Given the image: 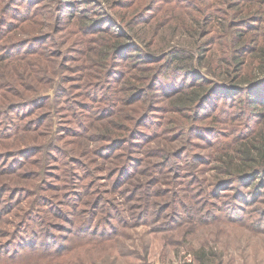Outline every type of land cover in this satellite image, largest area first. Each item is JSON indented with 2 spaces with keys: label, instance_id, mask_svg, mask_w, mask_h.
<instances>
[{
  "label": "trees",
  "instance_id": "trees-1",
  "mask_svg": "<svg viewBox=\"0 0 264 264\" xmlns=\"http://www.w3.org/2000/svg\"><path fill=\"white\" fill-rule=\"evenodd\" d=\"M34 1L17 0L16 4H24L25 9L22 11H25L26 15L22 17L20 10L15 9V11H9L10 16L21 21L30 19L28 15L35 16L37 7L34 9L33 7L35 4H39L41 0H36L33 4ZM49 1L54 4L50 10L52 14H55L54 19L58 10L59 13H66L71 19L78 17L75 1ZM82 1L87 4L81 8L84 9V14H81L82 27H86L88 30L91 28L90 32L92 30H106L105 27H98V22L103 21L102 24L110 26V29L117 32L112 36L113 39L118 37L115 41L104 43L98 48L96 51L98 62L94 66L101 71L104 70L105 74L111 71L110 75L116 78V82H119L120 78L125 76L124 72L117 70L118 64L111 63L113 66H107V64L111 58L117 60L125 57V66L140 68L142 77L146 75L143 77L145 81H141V76L134 75L135 81L145 83V87L142 88V91L138 88L133 90V94L129 96L127 102H136L139 96L147 90L155 92L160 89L161 93L167 97L166 106L160 107L162 114L172 111L184 118L193 116L192 125L188 127L189 131L192 128L210 130L214 127L202 126L197 122V119L200 118L199 116L211 98L221 95L222 98H227V101L234 99L237 102L239 100L238 102L243 104L241 110H244L249 120L256 121L259 125L257 127L249 126L248 130L241 132L237 138L220 143L217 151L221 154L216 158L219 164L217 171L220 175H217L215 181L208 185L204 184L206 178L202 175V169H197V166L189 181L186 183L180 181V187L161 189L158 188L161 179L155 174L152 176V180L138 183L141 175H148L149 170L147 162L136 157L138 152L146 149L151 140L160 135L158 133L155 136L141 134L140 130V126L146 122L145 119L150 118L154 110L157 111V105L154 104L155 106H153L152 102L148 114L136 123L135 128L132 127L130 130L125 125L126 133H114L112 130L118 128V120L122 119V109L118 103L121 99L119 98V100L113 92L110 95L102 93L95 99L96 102L104 103L103 106H98L96 111H92L93 106L89 108L93 114L84 115L85 119L82 118L83 115L78 114L79 121L76 123L79 124V128L76 129L79 130L78 132L71 129L72 126L66 127L70 130L69 135L76 136L79 141H89L91 147L86 152L79 154L82 157L69 152L63 153L59 143L52 140L55 138L50 139L48 145L31 143L18 151L1 152L0 149V181H3L7 174L21 178L25 164L22 166L21 163H16L15 159L8 161L11 156L14 157L18 152L33 149L42 152L46 148L53 152L55 149L58 151V159L61 156L66 158L60 165L67 167L65 173L56 175L59 182H67L56 185L55 188L59 192V197L56 200L46 193L39 194L27 186L18 188L10 185L8 181L0 183V236L11 235V239L4 243L0 242V263L11 264L17 262L18 259L24 261L36 256L37 252H40L38 256L43 254L66 255L79 242L95 243L113 237L120 232L121 226L124 227L129 224L131 218H135L137 223L153 222V224L165 229L176 225L181 226L184 223H189V220L195 219L199 223H206V221L217 219L215 211L214 213H211L210 210L201 211V207L206 203L212 204V199H208L211 197L220 198L223 204L222 206L219 205L217 210L222 211L224 208H228V214H234L232 208L239 209L242 211V217L246 220L249 211L244 204L259 203L263 199L264 0H199L201 4H205L204 7L198 5V0H193L187 5L195 10L198 15H191V23L185 17L182 18V12L176 13L177 10L184 8L182 0H161L157 7L154 6V0L143 4H140L139 0ZM171 1L174 3L168 6L167 2ZM142 5L143 7L138 10ZM218 6H223L225 10L221 9L222 7L218 9ZM117 7H123L126 10L119 17L112 11V8ZM147 9L154 12L150 18L144 14ZM96 12L99 13L101 19H96L90 15V13L98 14ZM222 17L229 18L226 19L228 25L224 23L222 29L218 30L215 25L218 19ZM134 18L135 21H133ZM150 20H156L153 27L155 32L158 28L160 29L159 32L167 28L171 29V39L165 38V44L161 45L159 49L152 48L153 45L155 46V39L151 37V31L146 27L147 24L152 23L149 22ZM172 20H176L175 23L168 24ZM195 22V27H193L192 23ZM10 24L15 25V23ZM209 24L212 25L211 29H214V33L211 29L206 31ZM155 32L152 36H155ZM184 33L191 34L195 43L187 45L176 41L175 38L181 37ZM206 37H209L210 46L207 48L209 51H206V41L202 43ZM219 38H224V41H219ZM35 41H42L41 35L21 39L11 45L0 47V70L3 64L6 65V60L9 62L7 64L14 63V66L21 64L25 68L28 66L30 73L37 71L40 74L43 66L40 64V61L43 60L40 59L46 58L44 57L46 56L45 52H40L41 57L35 59L32 58L34 56L29 57L30 54L25 53L29 44ZM126 50L131 52L123 53ZM147 64L148 67H146ZM113 67L115 68L114 71ZM26 69L21 71L25 73ZM2 80L0 79V83ZM21 85L25 87V85ZM6 87L10 90L18 88L11 83L0 84V90ZM120 91L122 92L123 89H119ZM62 92L66 93V90ZM238 94H240L239 97ZM35 96L28 103L14 102V110L21 109V105L26 103L29 108L34 101L49 99L50 95L41 93ZM71 100H73L72 96H69L68 101L71 106H74V101ZM221 100L224 101V99ZM219 104L220 101L215 104L214 111L218 109ZM153 107L154 109H152ZM222 111H216L212 117L217 119ZM19 114L18 112L15 117L7 119L11 120L7 122L11 125H5L0 129V147L4 142L19 136L20 125L16 123L21 116ZM42 117L43 115L30 119L25 125V129L32 130L34 124L37 128V125L41 124L40 122L46 120ZM67 120L71 121L70 118ZM96 120L97 123L101 121L99 128L102 129L94 132ZM157 124L160 126L163 124L172 125L169 127L170 132L173 130L179 132L180 130L179 134H181L186 131L184 123L168 120L165 117ZM13 128L18 131L13 132L11 130ZM6 132L10 133L2 136ZM74 142L78 141L75 140ZM210 143L213 148L218 145L217 142L210 141ZM186 148L185 145L178 149L179 152H177L178 150L172 152L170 147H163L153 153L152 156L161 158V161L155 164L160 168L159 174L165 175L167 165L176 164L178 165L175 168L178 171L177 176L181 177L183 168L177 160H179L180 155L184 154ZM85 158L93 161V168ZM200 161H205V157L200 158ZM70 164L72 165L70 166ZM81 168H84L83 175H77L73 170H80ZM102 172L104 175L100 174ZM89 178L93 179L89 182L86 181ZM103 179L112 180V186L107 187L102 184ZM96 181L98 190L95 188ZM236 183L239 186L233 187L235 192L229 193L231 186ZM197 184L200 186L193 187ZM53 185L42 182L39 186L43 188ZM214 186L216 189L212 192ZM102 189L103 191H101ZM171 190L173 197L169 199L166 196ZM116 193L124 198L126 206L112 205L115 202L113 201L114 196L111 199L107 195ZM30 196L35 198L31 199ZM192 198L193 204L188 205L187 201ZM40 200H42L41 204L44 203L45 205L42 211L37 208V203ZM199 202H202L201 207L198 206ZM107 203H111V205H107ZM107 206H114L113 210L115 211ZM126 213L131 215H127V217L125 216ZM263 215L264 211H262ZM229 217H233V215ZM260 219L256 226L259 225L260 228L264 229L262 225L264 217ZM6 225L13 226V230L7 229ZM196 257L200 264H212L207 260L206 254H197Z\"/></svg>",
  "mask_w": 264,
  "mask_h": 264
},
{
  "label": "rangeland",
  "instance_id": "rangeland-1",
  "mask_svg": "<svg viewBox=\"0 0 264 264\" xmlns=\"http://www.w3.org/2000/svg\"><path fill=\"white\" fill-rule=\"evenodd\" d=\"M16 1L17 0H0V47L11 45L21 39L33 38L36 35H41L42 41H35L29 44L28 50L30 52L26 50L25 53L30 54L29 57L34 56L32 58L35 59L41 55L40 52H45L46 56L44 57L46 58L40 59L43 60L40 61V64L43 65L40 74H38L39 72L37 71L30 73L28 66L26 69L21 64H15L16 66H14V63L7 64L9 62L6 60V65L3 64L0 70V79H3L0 84L11 83L18 87L13 90L7 87L0 90V110H2L0 111V129L5 125H11L7 123L11 120L7 119L15 117L18 112L21 114L20 118L23 117L21 119L19 118L16 122L20 125L19 136L4 142L0 147L2 150L1 152H6L8 150L18 151L19 149L29 146L28 144L31 143L48 145L51 141L50 139L55 138L52 140L59 143L63 153L66 154L69 152L73 155L82 157L79 154L84 151L86 152V150L91 147L89 141H79L76 136L69 135L70 130L66 127L72 126L73 128L71 129L78 132L79 130H76L79 128V124H76L79 121L78 114L83 115L82 118L85 119L84 115L91 113L89 108L93 106L92 111H96L98 106H103L104 104L96 102L95 97L102 95V93L110 95L113 92L118 99H121H119L120 102L118 103L122 109V119L118 120V128L116 127L112 130L114 133H126L127 131L124 128L125 125L128 126L130 130L132 127L135 128L136 123L144 119V115L148 114L152 102L153 106L157 105V111L154 110L152 116L145 119L146 122H143L145 124L140 126L141 134L145 133L146 135L151 134L155 136L158 133L160 135L151 140L144 151L136 154V157L144 159L145 162H147L149 170L148 175H141L138 183L152 180L151 178L155 174L161 179L158 188L176 189L181 186L180 181H185L186 183L192 178L191 174L197 166V169H202V175L206 178L204 184L208 185L210 182L215 181L214 179L217 175H220L217 171V166L219 164L216 161V158L221 154L217 151L220 143H225L233 138H237L241 132H246L249 126L257 127L259 125L256 121L249 120L244 110H241L243 104H240V102H238L239 100H237V102H235L234 99L227 101V98H222L221 95L214 96L211 100L209 99L210 101L208 100L209 102L205 109H203L201 116H199L200 118L197 119V122L202 126L209 125L214 127L210 128V130L192 128L191 131H189L188 127L192 125L193 116L184 118L180 114L172 111L162 114L160 112L162 108L160 107L166 106L167 97L161 93L160 89L155 92L147 90L139 96L136 102H127L129 96L133 94V90L135 91V89L138 88L142 91V88L145 87V83H140V81H135L134 79V75L142 77L141 69L125 66V57L117 60L111 58L107 66L112 65L111 63L114 65L118 64L117 70L119 72L123 71L125 74L122 79L120 78L119 82H116V78L110 75L111 71L105 74L104 70L101 71L94 66L98 62V56L96 54L98 48L104 43L115 41L118 37H114L115 39H113L112 36L115 35L116 31L110 29V26L102 24L103 21L98 22V27H105L106 30H92V32H90L91 28L88 30V28L82 27L81 14H84V9L81 8L87 6L84 1L72 0L75 1L78 8V17L72 18L73 20L69 18L66 13H59V10L54 19L55 14L50 12L54 4L50 3L49 0H41L39 4H35L33 7V9L37 7V14L35 13V16L28 15L30 19L28 18L22 21L12 18L9 14V11L12 12L17 9L20 10V15L22 17L26 15L25 11H22L25 9L24 4H16ZM139 1L140 4H143L151 0ZM154 1V6L157 7L161 0ZM191 1L193 0H182V6L184 8L176 11V13L182 12V18L185 17L190 23L191 15H198L195 10H192V8L187 5V3ZM173 3L174 1L167 2V5L171 6ZM198 5L201 7L205 6V4H201L199 0ZM219 6L218 9L222 7L221 9L225 10L223 6ZM142 7L143 5L139 7L138 10ZM31 11L34 13L33 10ZM112 11L119 17L126 10L123 7H117L112 8ZM153 13V10L147 9L144 14L148 15L150 18ZM90 15L96 19H101L99 18V13H90ZM148 16L146 17L148 18ZM226 19L229 18L222 17L218 19L215 25L216 29L221 30L224 23L228 25ZM133 21H135V18ZM175 21L172 20L168 24L171 25L175 23ZM149 22L152 23L150 25L147 24L146 27L151 31V37L155 39V46L153 45L152 48L159 49L161 45L165 44V38L171 39V29L167 28L159 32L160 29L158 28L156 29L157 32H155L153 27L156 20H150ZM10 23H15V25L13 26ZM192 24L194 25L193 27H195L196 22ZM211 27L212 25L209 24V28L206 31H209ZM211 30L212 33H214V29L212 28ZM153 32L156 33L155 36H152ZM175 39L187 45L195 43V39L192 38V35L189 33H184L181 37H176ZM208 39L209 37H206L202 40V43L206 41V49L210 46ZM220 40L224 41V38H219V41ZM214 47L217 48V46ZM206 51H209V49ZM129 52L131 51L126 50V52L123 53ZM36 67L39 68L38 66ZM146 67H148V64ZM22 69H26V72L23 73L21 71ZM114 69L113 67V71ZM97 75H99V77H96ZM145 76L146 75L143 77ZM143 77L141 81H145ZM21 84L25 85V87ZM146 87L148 86L146 85ZM119 89H123V91L119 92ZM64 90H66V93L62 92ZM41 93L50 95L49 99L34 101L33 105L28 108L27 103L31 102L33 100L32 98L36 97L35 95ZM68 95L72 96L73 100L71 101H74V106H71L70 100L68 101ZM239 95L240 94L237 96L239 97ZM221 99H224V101ZM219 101V107L214 111L215 104ZM14 102L27 103L21 105V109L17 108L14 110ZM152 109H154V107ZM216 111H222L221 113L218 112L220 115L217 119L212 117L214 115L213 113ZM42 115V118L46 120L40 122L41 124L37 125V128L34 124L32 130L25 129V125H27L30 119L32 120ZM164 117L168 120L184 123V125H186V131L181 134H179L180 130L179 132L176 130L170 132L169 127L172 125L163 124V126H160V124H157V122L163 120ZM68 118H70L71 121H68ZM100 123L101 121L97 123L96 120V126L93 128L94 132L102 129L99 128L101 126ZM105 127L107 126L105 125ZM11 130L16 132L17 129L13 128ZM7 133L10 132H6L2 134V136ZM75 140L78 142H74ZM138 140L140 141V139ZM72 141L74 143H70ZM210 141L214 143L217 142V147L214 146L213 148V146H210ZM235 143L234 141V144ZM185 145L187 147L186 151L183 155H180L179 160H177L178 164L183 168L181 172L182 176H177L178 171H176L175 168L178 165L176 164L167 165V172L165 175L162 176L159 174L160 168L155 166V164L159 163L161 158L152 156V154L159 149L161 150L163 147H170L172 152H176L180 147ZM26 152L29 153L24 154ZM26 152H18L14 157L11 156L8 159V161L15 159L14 161H16V163H21L22 166L25 164L21 178L13 176L12 174H7L0 183L8 181L10 185L18 188L27 186L37 191L39 194L46 193L56 200L59 197V192L55 188L56 185H58V183H67L66 181L59 182L56 177L57 174H63L67 170L65 165H60L66 158H62L63 156H61L58 159V151L55 149L53 152L47 148L42 152H38L34 149ZM177 152H179V150ZM203 157H205V161H200V158ZM3 160H6V158H3ZM85 160L87 161L88 159L85 158ZM88 163L92 166L91 168H93V161L88 160ZM71 165L72 164H70V166ZM75 168H77V166H75ZM83 169L84 168L73 170L77 175H83ZM30 173L31 176H29ZM94 174L96 175V172H94ZM100 174L104 175L103 172ZM91 179L93 178H89L86 181L89 182ZM102 181V184L107 187L112 186V180L103 179ZM42 182L45 184L52 183V185H54L51 187H47V185L46 187L40 188L39 185ZM95 184L96 188L97 181ZM233 185L229 193H234L235 188L233 187L239 186L237 183ZM196 186H200V184L193 187ZM40 189L42 190L40 191ZM98 189L99 188H96V190ZM215 189L216 187L214 186L212 192H214ZM101 191H103V189ZM113 196V201L115 202L112 203V205L120 207L126 206L123 200L124 198L118 193L107 195V197L111 199ZM166 197L169 199L173 197L172 190L168 192ZM29 198L34 199L35 197L30 196ZM262 198L263 199L260 200L259 203L257 202L251 205L244 204L249 211L246 215V220L242 217V211L239 209L232 208L234 214H228V208H224L222 211L217 210L219 205L222 206L223 204L220 198L211 197L208 199H212V204L206 203L201 207L200 205L202 202L198 203V206L202 208L201 211L206 212L210 210L211 213L215 211L217 219L206 221V223H199V221L195 219L193 221L189 220V223H184L181 226L176 225L165 229L159 227L157 224H153V222L137 223L135 218H131L132 220L129 221L127 226H121L119 233L103 241L95 243L79 242L75 244L71 252L66 255L52 256L43 254L38 256L40 252H37L36 256H32L24 261L18 259L17 262H12L11 264H200L196 257L197 254H206L207 260L212 264H264V229L260 228L259 225L256 226L261 220L260 218L264 217V215L262 216V211H264V192ZM41 201L42 200L37 203V208L40 211H42L45 206L44 203L41 204ZM193 201V198L189 199L187 201L188 205L193 204ZM107 205H111V203H107ZM107 207L113 210L114 206ZM127 215L131 214L126 213L125 216ZM230 215H233V217H229ZM262 225L264 226V223ZM6 227L10 230L14 228L11 225H6ZM9 239H11V235L0 236V242L2 243Z\"/></svg>",
  "mask_w": 264,
  "mask_h": 264
}]
</instances>
